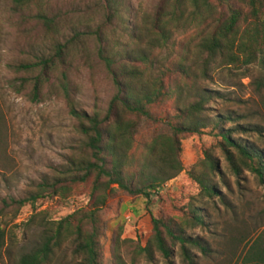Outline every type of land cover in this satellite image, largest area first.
Instances as JSON below:
<instances>
[{
    "label": "rangeland",
    "instance_id": "rangeland-1",
    "mask_svg": "<svg viewBox=\"0 0 264 264\" xmlns=\"http://www.w3.org/2000/svg\"><path fill=\"white\" fill-rule=\"evenodd\" d=\"M112 1L117 14L107 22L106 0H45L42 8L54 18V29L57 30L51 32L37 19L35 6L16 7L13 0H0V212L6 232L0 264H15L19 256L31 248L39 236L42 219L58 221L91 203L90 186L82 184L73 187L64 198L48 195L37 200L33 207L25 205L18 212L15 207L5 205L10 200L27 197L42 181L57 178L58 173L68 167L71 158L78 157L77 147L83 139L58 85L60 67L50 73L49 82L42 86L41 97L36 102L30 99L31 82L21 86V78L30 80L38 71L25 74L17 72L15 67L34 62L35 57L52 56L54 43H64L75 32L100 28L103 43L99 44L94 37H82L66 57L64 70L76 109L87 114L94 108L105 112L115 95V88L98 57L99 48L109 50L113 56H122L134 47L149 52L153 35L149 33L146 20L151 19L159 5L170 0ZM202 30L200 25L177 29L168 42L171 49L155 48L152 51L157 65L176 60L175 56L185 49H189L194 57ZM132 35L138 36L140 41L131 38ZM249 74V77L241 78L238 72L222 70L203 81L201 84L208 91L222 95V99L209 103L207 113L211 119L241 116L244 118L242 125L260 126L264 136V91L258 94L255 84L261 77L259 66L252 65ZM173 107L172 101L153 107L151 113L156 122L138 120L134 131L135 158H139L145 145L156 137L171 135L162 120L168 114L172 115ZM230 126L226 124L224 128ZM211 128L200 135L178 138L183 171L165 183L162 193L151 194L147 208L152 217L171 226L185 222L182 210L188 206H195L202 212L205 229L182 224L185 234L206 248V253L196 247L189 249L196 264H255L252 256L264 248V189L250 172L244 171L239 178L232 174L217 146L216 131ZM240 138L264 152V137L241 135ZM207 149H212L219 170L214 179L217 193L213 198L200 196L197 184L188 174L197 171ZM142 202V197L116 191L98 212L102 264H115L113 253L118 254L124 264H186L178 246L173 247V254L166 261L155 251L152 258L138 254L135 244L123 241L132 238L136 230L143 238L152 236L150 216L145 211L135 216L133 213L136 207L143 210ZM34 213L40 214L36 223L26 224ZM120 233L119 243L115 244ZM72 263L70 252L64 250L50 264Z\"/></svg>",
    "mask_w": 264,
    "mask_h": 264
},
{
    "label": "trees",
    "instance_id": "trees-1",
    "mask_svg": "<svg viewBox=\"0 0 264 264\" xmlns=\"http://www.w3.org/2000/svg\"><path fill=\"white\" fill-rule=\"evenodd\" d=\"M45 0H13L16 7L37 8V19L48 31L56 32L55 20L43 10ZM106 21L117 14L112 0H106ZM152 43L149 52L134 47L122 56H113L109 50L99 48L98 57L103 62L115 88V95L105 112L94 108L91 114L77 110L69 93V83L64 70L66 57L82 37H94L101 44L100 28L91 32H75L64 43L55 42L52 56L35 57L34 62L20 63L17 72L37 74L29 80L21 78V86L30 84V99L36 102L41 97L42 86L49 82L50 73L60 67L59 88L68 106L70 115L77 121L76 130L83 139L78 145V157L71 158L68 167L52 181H42L27 197L10 200L7 206L18 212L25 205L46 196L64 198L76 185L89 184L91 203L58 221L42 219L39 236L31 248L22 253L15 264H50L59 253L68 250L72 264H102L100 226L98 212L105 207L116 191L143 198V210L135 208L134 216L145 211L152 223V236L143 238L136 230L132 238L123 239L135 244L138 254L148 258L158 252L169 261L173 247L186 264H196L190 255L191 247L206 253V248L197 239L185 234L182 224L189 228L205 229L202 212L195 206L182 210L185 222L175 226L152 217L147 208L151 194L159 195L163 186L183 171L179 160L180 143L184 135H200L208 127L216 131L218 148L228 169L239 178L244 171L255 176L264 189V152L246 143L241 135L263 136V128L257 125H242L241 116L225 115L211 119L208 105L222 99L217 91H208L201 84L211 79L214 72L222 70L238 72L241 78L250 76V67L257 64L261 77L255 81L258 94L264 91V0H170L159 5L151 19L146 20ZM203 26L192 57L189 49L175 56L176 60L158 66L152 51L169 48L168 42L177 29L187 26ZM134 40L139 37L132 35ZM149 53V54H148ZM234 70V71H233ZM173 102V113L162 120L171 135L158 136L145 145L144 153L134 157V131L139 119L156 122L151 113L155 106ZM231 124L229 128L224 125ZM197 171L189 172L197 184L199 195L213 198L216 191L214 179L219 170L212 149L204 151V158ZM34 210V209H33ZM0 212V251L5 246L6 232ZM16 214V213H15ZM40 215L33 214L26 224H34ZM27 225V226H28ZM122 230V228H119ZM114 242L119 243L121 233ZM115 264H124L113 253ZM255 264H264V248L252 256Z\"/></svg>",
    "mask_w": 264,
    "mask_h": 264
}]
</instances>
